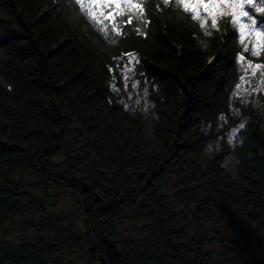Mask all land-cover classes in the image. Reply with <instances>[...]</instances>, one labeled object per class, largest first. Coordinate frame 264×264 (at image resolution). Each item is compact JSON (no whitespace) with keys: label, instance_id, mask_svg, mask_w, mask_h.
Here are the masks:
<instances>
[{"label":"trees","instance_id":"trees-1","mask_svg":"<svg viewBox=\"0 0 264 264\" xmlns=\"http://www.w3.org/2000/svg\"><path fill=\"white\" fill-rule=\"evenodd\" d=\"M136 2L0 0V264H264V11Z\"/></svg>","mask_w":264,"mask_h":264},{"label":"rangeland","instance_id":"rangeland-1","mask_svg":"<svg viewBox=\"0 0 264 264\" xmlns=\"http://www.w3.org/2000/svg\"><path fill=\"white\" fill-rule=\"evenodd\" d=\"M93 5H97L99 7L101 6H107V8L114 9V12L117 13H123L125 11H133L137 9L138 7H129L124 0H91ZM186 3L189 4L192 8H195L198 12L201 13H207L209 15H215L218 12H222L225 8L231 9V11L235 14L237 9L234 8V0H203L201 3L200 0H184ZM119 3L120 7H115V4ZM132 3L134 5H138L136 0H132ZM207 4V8L204 7V5ZM248 4L244 5V10H246ZM245 17H237L235 16V19L242 23V20ZM244 29V28H243ZM65 203L64 201L62 202ZM64 264H85L82 260L78 258H70L69 256H66L64 258Z\"/></svg>","mask_w":264,"mask_h":264},{"label":"snow or ice","instance_id":"snow-or-ice-1","mask_svg":"<svg viewBox=\"0 0 264 264\" xmlns=\"http://www.w3.org/2000/svg\"><path fill=\"white\" fill-rule=\"evenodd\" d=\"M84 0H77V3L79 4H83ZM124 2L131 8V7H138V5H134L132 3V0H124ZM180 3L183 4V6L185 7V9L189 8V4L185 3L184 0H179ZM200 2L202 3L203 0H200ZM164 3H168V0H164ZM254 3V0H234V8L237 9V11L235 12V16L237 17H248L250 20V23L252 26L255 25L256 20L250 16V10H244V5L248 4V5H252ZM255 3L259 5L258 10L260 11H264V0H255ZM115 7L119 8L120 5L119 3L115 4ZM205 8H207V4L204 5ZM108 16L111 17L112 16V12L109 11L108 12ZM196 16H193V19H195ZM207 17L205 16V19ZM128 23L131 22V19L129 18V20L127 21ZM203 26V25H201ZM213 26H215V20H213ZM243 27V25H242ZM257 35H259V33H257Z\"/></svg>","mask_w":264,"mask_h":264}]
</instances>
